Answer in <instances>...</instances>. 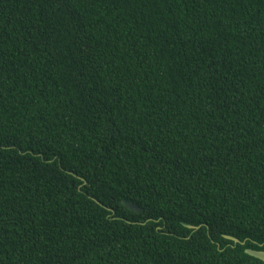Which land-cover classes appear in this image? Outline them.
<instances>
[{
	"label": "trees",
	"instance_id": "trees-1",
	"mask_svg": "<svg viewBox=\"0 0 264 264\" xmlns=\"http://www.w3.org/2000/svg\"><path fill=\"white\" fill-rule=\"evenodd\" d=\"M245 249L264 0H0V264H264Z\"/></svg>",
	"mask_w": 264,
	"mask_h": 264
},
{
	"label": "water",
	"instance_id": "water-1",
	"mask_svg": "<svg viewBox=\"0 0 264 264\" xmlns=\"http://www.w3.org/2000/svg\"><path fill=\"white\" fill-rule=\"evenodd\" d=\"M121 203L124 207H126L131 212H142V209L136 204H133V203L125 201V200L121 201ZM183 226L190 229V230H193V231H196L200 228V226H193V225H187V224H183ZM223 238L225 240H229V241L233 242L235 245L236 244H241V245L244 244V242H241L239 239L232 237V236H229V235H223ZM244 253L255 258V259H258V260L264 262V251H262V250L245 249Z\"/></svg>",
	"mask_w": 264,
	"mask_h": 264
}]
</instances>
